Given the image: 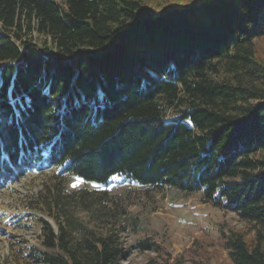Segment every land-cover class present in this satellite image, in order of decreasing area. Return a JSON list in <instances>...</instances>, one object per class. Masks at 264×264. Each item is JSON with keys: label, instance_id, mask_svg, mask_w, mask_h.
Wrapping results in <instances>:
<instances>
[{"label": "trees", "instance_id": "trees-1", "mask_svg": "<svg viewBox=\"0 0 264 264\" xmlns=\"http://www.w3.org/2000/svg\"><path fill=\"white\" fill-rule=\"evenodd\" d=\"M261 38L264 0H0V186L59 167L200 193L245 223L223 236L232 264H264ZM92 197L45 204L53 224L40 219L33 264H121L154 249L125 247L114 214L100 232L72 211L106 215Z\"/></svg>", "mask_w": 264, "mask_h": 264}, {"label": "rangeland", "instance_id": "rangeland-1", "mask_svg": "<svg viewBox=\"0 0 264 264\" xmlns=\"http://www.w3.org/2000/svg\"><path fill=\"white\" fill-rule=\"evenodd\" d=\"M256 43L258 54L264 56V38ZM82 190L101 198L107 213L99 211L92 218L90 212L100 210L99 204H92L89 211L72 206L90 227L104 232L114 214L117 224L126 228L121 235L125 247L141 240L155 244L153 250L133 248L121 264H232L222 246L223 236L232 229H246L236 213L203 202L200 193L137 185L121 175L112 176L107 184L93 183L63 174L59 167L19 170L0 186V264H33L29 252L43 240L40 219L52 223L45 204L57 193Z\"/></svg>", "mask_w": 264, "mask_h": 264}]
</instances>
